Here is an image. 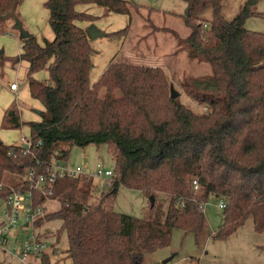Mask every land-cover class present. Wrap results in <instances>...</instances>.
Segmentation results:
<instances>
[{
  "label": "trees",
  "instance_id": "trees-1",
  "mask_svg": "<svg viewBox=\"0 0 264 264\" xmlns=\"http://www.w3.org/2000/svg\"><path fill=\"white\" fill-rule=\"evenodd\" d=\"M21 1L0 0V16L13 11L18 18L15 11ZM182 1V21L189 33L176 43L189 59L208 64L210 74L188 79L180 87L186 97L205 106L202 113L192 112L178 97L169 98L172 86H166L158 68L110 63L90 84V37L75 22L92 18L74 8L95 4L128 15L130 6L123 0H47L53 41L40 46L29 36L21 40L22 54L13 59L29 63L30 94L44 111L41 122L25 124L33 155L13 159L8 153L15 146L0 142V182L4 173L21 178L16 184L5 183L1 199L9 194L8 185L22 186L36 160L49 162L55 155L66 161L62 143L79 148L106 145L113 158L112 187L102 189L95 203H89L94 180L64 178L56 183L51 199H58L60 209L53 217L65 233L72 264H140L144 253L169 244L173 229L196 236L208 196L224 203L222 225L213 239L226 237L248 217L255 232L264 231V35L243 27L256 15L251 11L255 0H245L229 20L222 15L223 0ZM7 19L0 18V33ZM41 69L49 73L46 84L31 77ZM23 124L12 108L2 128L19 129ZM192 179H197L201 195L193 193ZM119 188L152 197L153 206L148 205L141 218L116 212ZM164 198L162 209L158 201ZM44 264H50L47 257Z\"/></svg>",
  "mask_w": 264,
  "mask_h": 264
},
{
  "label": "crops",
  "instance_id": "crops-1",
  "mask_svg": "<svg viewBox=\"0 0 264 264\" xmlns=\"http://www.w3.org/2000/svg\"><path fill=\"white\" fill-rule=\"evenodd\" d=\"M46 1L22 0L15 11L23 28L40 46H43L44 41L51 42L54 39L49 26V10L45 7ZM123 1L130 6L128 15L107 12L104 7L95 4H78L74 8L76 12L92 18L91 21L75 22L76 26L84 30L94 26L103 35H110L126 29L119 36L90 38L89 44L93 50L90 84L101 76L110 63L158 68L172 82L184 74L195 77L210 74L208 64L190 60L184 49L176 43V39L183 40L189 33L181 15L153 8L144 10L142 1L138 0ZM149 10H157L161 14L149 13ZM150 16L152 20L149 19ZM11 21L7 20L6 23L11 24ZM18 36V32L13 29V21L0 33V142L5 146L17 145L22 137L30 139V128L25 124L41 122L40 113L44 111L41 101L30 94L27 82L29 63L21 59L13 61L23 52ZM31 77L41 83L49 82L46 69L34 72ZM13 83L17 85L15 90L9 87ZM12 108H15L20 122L24 124L19 129L2 128L5 113ZM68 145L70 144L62 143L59 147L68 151ZM84 160L87 163V159ZM132 192L141 196L138 192Z\"/></svg>",
  "mask_w": 264,
  "mask_h": 264
},
{
  "label": "rangeland",
  "instance_id": "rangeland-1",
  "mask_svg": "<svg viewBox=\"0 0 264 264\" xmlns=\"http://www.w3.org/2000/svg\"><path fill=\"white\" fill-rule=\"evenodd\" d=\"M138 1H142L141 3H143L145 7L144 10L153 8L158 11H171L181 16L184 14L185 4L182 0ZM244 2L245 0H223L221 3L223 17L226 20L231 19ZM157 10L153 12L149 10L148 12L161 14ZM251 11L256 15L244 21V29L248 32L264 35V0H255V4ZM202 17L208 19L209 11H205ZM149 19L152 20V16H150ZM7 20L11 21L10 18ZM10 23L12 24V21ZM11 24L5 23V29ZM163 75L165 77L166 86L167 84L168 86H172L178 93L177 101L179 103L183 104L194 113H202L205 111L204 105L197 104L186 97L180 87L181 84L187 82L188 79L204 76L195 77L194 75L184 74L173 81V83L170 78L165 74ZM84 158L87 159V168L90 173L94 172L96 165H100L103 168L114 167L113 158L106 145H89L85 148L68 145V156L63 163L69 168L81 167L84 163ZM1 181L6 184H16L21 181V178L14 174L4 173ZM111 187H105L104 183L94 180L89 203L92 204L97 202L102 189L108 191ZM197 195H201V193ZM222 201L221 198L208 196L205 203L201 206L203 225L200 232L194 236L190 233H183L180 230L173 229L171 231L169 244L152 253H144L140 264H264V231L259 233L255 232L249 217L242 225L237 227L226 237L213 239V235L222 225V210L218 208V204ZM158 202L161 204L162 209H164L167 204V199L164 198V200H159ZM147 207V199L142 195L139 196L129 189L119 188L114 202V209L116 212L127 214L135 218H141L143 213L146 212ZM59 209L60 202L57 198L46 202L45 212L49 217L46 218L41 227L42 229L48 230V239L53 242L58 250V253L52 257L50 264H72L67 254L68 246L65 233L60 229L59 221L55 220L53 217V214ZM2 211L3 201L0 198V214ZM48 218L50 220H48ZM55 238H57V242L54 240ZM0 264L19 263L16 259L4 256L0 253Z\"/></svg>",
  "mask_w": 264,
  "mask_h": 264
},
{
  "label": "built area",
  "instance_id": "built-area-1",
  "mask_svg": "<svg viewBox=\"0 0 264 264\" xmlns=\"http://www.w3.org/2000/svg\"><path fill=\"white\" fill-rule=\"evenodd\" d=\"M16 86L13 83L9 87L15 90ZM14 146L15 149L11 148L8 153L13 159L18 155H33L30 139L22 137ZM78 177L98 180L105 187H111L115 173L113 168H103L100 165H96L94 172L90 173L86 162L81 167L69 168L52 155L49 162L35 161L34 167L28 169L23 176L22 186L13 188L8 185L9 194L2 199L3 211L0 214V253L16 259L19 264H44L45 257L50 263L58 250L49 241L48 230L37 227V222L46 215L45 203L52 200L57 181ZM6 186L0 182V190ZM190 186L194 194L199 193L197 179H192ZM40 199L44 202L38 203ZM218 208L222 210L224 203L220 202Z\"/></svg>",
  "mask_w": 264,
  "mask_h": 264
},
{
  "label": "water",
  "instance_id": "water-1",
  "mask_svg": "<svg viewBox=\"0 0 264 264\" xmlns=\"http://www.w3.org/2000/svg\"><path fill=\"white\" fill-rule=\"evenodd\" d=\"M0 18H11L12 21H13V29L15 31L18 32V37L20 40H23V39H27L30 35L28 34V32L23 28L22 26V23L21 21L14 16V13L13 11H10L9 13L5 14L4 16H0ZM87 32L89 34V37L91 39H95L97 37H101L103 36V33L102 32H99L94 26H90L87 28ZM178 97V93L173 90V88H170L169 90V98L170 99H174V98H177ZM86 161L84 160V163ZM147 202H148V205L149 207L151 208L153 206V198L152 197H148L147 198Z\"/></svg>",
  "mask_w": 264,
  "mask_h": 264
}]
</instances>
